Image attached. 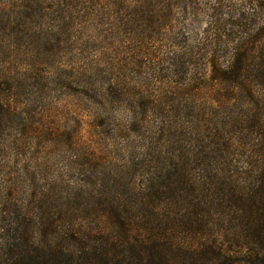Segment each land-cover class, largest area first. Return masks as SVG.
<instances>
[{
    "label": "rangeland",
    "instance_id": "obj_1",
    "mask_svg": "<svg viewBox=\"0 0 264 264\" xmlns=\"http://www.w3.org/2000/svg\"><path fill=\"white\" fill-rule=\"evenodd\" d=\"M144 1L160 19L130 0H0V245L18 223L48 244L121 219L226 234L230 204L187 212L228 192L264 218V0ZM239 47L238 78L215 79Z\"/></svg>",
    "mask_w": 264,
    "mask_h": 264
},
{
    "label": "trees",
    "instance_id": "obj_2",
    "mask_svg": "<svg viewBox=\"0 0 264 264\" xmlns=\"http://www.w3.org/2000/svg\"><path fill=\"white\" fill-rule=\"evenodd\" d=\"M102 1L95 0L96 3ZM129 3L134 8H144L142 11L148 18L161 17L148 8L144 0H130ZM243 54L244 48L239 47L231 71L215 73V79L228 80L227 73L238 78L243 69L240 64ZM171 183L178 193L179 180ZM243 199L228 192L219 197L216 204L195 202L187 212L193 214L196 210H204L210 214L217 211L223 219L230 204L239 230H228L226 234H221L223 226L210 223L206 217L164 226L137 225L121 219L108 223L98 241L92 244L81 241L48 244L43 239L25 240L24 226L18 223L15 229L19 232L18 237L0 245V264H264V218ZM248 206L251 207L247 216L245 209ZM12 252L18 255L9 257ZM63 252L67 257L57 260Z\"/></svg>",
    "mask_w": 264,
    "mask_h": 264
}]
</instances>
